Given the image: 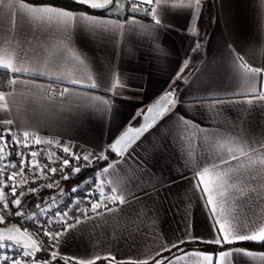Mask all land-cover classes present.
I'll return each instance as SVG.
<instances>
[{"label": "snow or ice", "instance_id": "snow-or-ice-1", "mask_svg": "<svg viewBox=\"0 0 264 264\" xmlns=\"http://www.w3.org/2000/svg\"><path fill=\"white\" fill-rule=\"evenodd\" d=\"M73 2L77 5L75 9L57 6L56 0H0V11L5 8L14 11L33 26L32 40H29L23 35L21 25L10 20L9 29L15 25L17 34L12 30L4 32L9 39L5 40L4 47H0V72L6 77V84L0 86V264H55L57 261L63 264H97L101 260L106 264H187L193 258L195 264H239V258L264 264V251L239 246L241 242L264 246V126L255 134L246 126L240 127L245 124L244 113L251 115L254 110H260L264 118V64L252 66L229 44L231 89L197 95L193 99L200 103L189 105L185 97L177 96V85L136 113L135 118L141 121L139 126L129 124L106 146L80 155L69 143L56 141V146L65 154L57 156L52 148L37 147L53 145V140L42 138L36 129H22L13 118L17 87L30 84L45 98L53 100L76 97L79 107L92 100L108 105L110 101L93 93L115 94L116 89L124 85L119 78L114 79L111 72L95 77L83 74L90 62L73 44L74 32L86 29L115 37L138 25L137 16H151L156 25L163 26L162 13L166 16L169 10L179 9L192 10L189 14L194 15L202 0ZM57 36L60 37L59 46L49 47V38L56 39ZM33 41H36L35 45ZM200 47L197 41L193 51ZM12 48L14 51L9 50ZM187 66L185 61L177 79ZM38 79H45L48 83L37 84L35 80ZM241 88L243 90H237ZM192 111L196 116L191 114ZM197 116L204 119L197 121ZM221 117L222 127L217 128L213 135L222 130L235 137L229 140L231 146L227 147L226 154H215L211 145H201L203 151L199 156L181 157L184 163L180 165L179 179L188 182L206 210L208 236H194L187 231L190 226H186L182 236L169 237L154 254L148 256L137 254L118 259L109 251L81 258L61 253V237L71 229L112 213L125 212V205L148 195L143 189L138 195L127 184L109 178L116 174L120 162L128 160H136V172L145 170L146 166L136 159V148L143 143L147 133L166 118L175 119L174 128L181 123H195L198 130L207 131L210 125L205 120ZM110 158L112 162L76 187L67 190L60 186L61 181H67L94 163L107 162ZM57 162L59 167L54 166ZM26 171L31 173V179ZM148 174L153 175L151 172ZM174 183L175 179L170 182ZM30 184L35 186L29 187ZM45 189H59L61 199L58 201L57 195L41 196ZM31 194H36L39 199L28 215L24 198ZM14 218H26L34 227L30 230L23 222L8 226L6 221ZM41 236L47 238L46 243L39 239ZM190 243L211 247L191 250L183 247ZM8 249L15 250V254H9ZM42 252L47 253V258L38 256Z\"/></svg>", "mask_w": 264, "mask_h": 264}, {"label": "crops", "instance_id": "crops-1", "mask_svg": "<svg viewBox=\"0 0 264 264\" xmlns=\"http://www.w3.org/2000/svg\"><path fill=\"white\" fill-rule=\"evenodd\" d=\"M191 11L169 10L166 16L162 13L163 26L156 25L151 16H137L138 25L115 37L86 29L75 31L72 42L90 62L83 74L95 77L111 72L124 87L117 88L115 94L93 93L110 101L108 105L92 100L79 107L76 97L53 100L45 98L30 84L19 85L13 118L22 129H36L42 138L53 140V145L56 141L60 144L67 142L84 154L106 146L129 124L136 126L139 123L136 113L177 85V96L185 97L189 105L200 103L193 99L197 95L231 89L229 44L252 66L264 64V0H202L194 15L189 14ZM10 20L17 21L23 35L32 40L33 26L5 8L0 11V47H4L5 40L9 39L4 32L12 30L17 34L15 25L9 29ZM197 41L201 47L193 51ZM35 43L33 41V45ZM59 44V36L49 38L47 42L49 47H58ZM9 50L14 51V48ZM185 61L188 66L177 79ZM35 83L47 84L48 81L38 79ZM191 114L196 116L194 111ZM242 118L245 124L240 127L246 126L253 134L259 133L264 126L260 110H254L251 115L244 113ZM196 119L204 118L197 116ZM221 121L222 117L205 120L210 127L207 131H200L195 123H181L174 128L175 119L166 118L147 133L143 143L136 148V159L146 166L145 170L136 172V160H128L120 162L116 174L109 178L127 184L138 195L142 189L148 195L125 205V212L112 213L71 229L61 237V253L81 258L109 251L118 259L137 254L148 256L154 254L169 237L182 236L186 226H190L187 231L194 236H208L206 210L188 182L179 179L180 165L184 163L181 157L199 156L203 151L201 145H211L215 154H226L227 147L231 146L229 140L235 137L222 130L213 135L217 128L222 127ZM109 162H112L111 158L101 162L98 170ZM149 172L153 175L149 176ZM173 179L176 183L170 184ZM183 247L191 250L211 246L190 243ZM97 263L106 264L103 260ZM187 264H195V259H190ZM239 264L261 262L239 258Z\"/></svg>", "mask_w": 264, "mask_h": 264}, {"label": "built area", "instance_id": "built-area-1", "mask_svg": "<svg viewBox=\"0 0 264 264\" xmlns=\"http://www.w3.org/2000/svg\"><path fill=\"white\" fill-rule=\"evenodd\" d=\"M54 87H59V86H54ZM37 147H44V148H52V150H54L55 152H56V155L57 156H65V154L62 152V150H60V148L59 147H57L56 145H44V146H37ZM72 149H73V151H76V152H78L80 155H83V153H80L79 151H77L76 149H74L73 147H72ZM66 158V157H65ZM101 162H105V161H100L99 163H98V165L101 163ZM81 163H83L82 161H81ZM95 165V163L93 164V165H91L90 167H93ZM54 166H56V167H59V162H57V164L56 165H54ZM66 171H68L67 169H66ZM96 171H98V168L96 169ZM96 171L94 172V173H92V175H90V176H88V177H86V178H91V177H93V176H95V174H96ZM26 175L28 176V178L29 179H31V173L30 172H27L26 171ZM74 176H72L69 180H67V181H61V187H64V189H67V190H70L72 187H76L78 184H81L82 182H83V180L84 179H86V178H84L82 181H80V182H76V183H73V182H71L69 185H68V183L71 181V179L73 178ZM42 183H45L44 181H41ZM29 187H32V186H35V185H28ZM57 190H59V189H55L54 190V192L55 191H57ZM45 192H47V191H50V190H47V189H45L44 190ZM51 191H53V190H51ZM31 195H33V194H31ZM27 196H30V195H26V197ZM25 197V198H26ZM57 198H58V201L61 199L60 197H59V195L57 196ZM81 207H84V205H81ZM33 210V209H32ZM32 210H26V213L28 214V215H30L31 214V211ZM9 221H17V222H23L24 224H25V226L26 227H29L30 228V230H31V228L32 227H34V225H33V223L31 222V221H28L26 218H14V219H10V220H8L7 222H9ZM58 227V226H57ZM39 239L41 240V241H43V242H47V238H45V237H39ZM8 253L9 254H15V250H13V249H8ZM41 257V256H40ZM42 259H44V258H47V253H44V257H41ZM55 264H58V263H56L55 262ZM62 264V263H61Z\"/></svg>", "mask_w": 264, "mask_h": 264}, {"label": "trees", "instance_id": "trees-1", "mask_svg": "<svg viewBox=\"0 0 264 264\" xmlns=\"http://www.w3.org/2000/svg\"><path fill=\"white\" fill-rule=\"evenodd\" d=\"M56 4L57 5H60V6H63V7H66V8H69V9H75V8H77V5L73 2V0H56ZM6 84V77H5V75L2 73V72H0V86H3V85H5ZM98 164H95L93 167H87V168H85L81 173H79V174H77V175H75L72 179H71V181L68 183V185L71 183V182H73V183H76V182H80V181H82L84 178H86V177H88V176H90V175H92V173H94L95 171H96V169L98 168ZM45 192V191H44ZM45 194V195H44ZM43 195L42 194H40V195H42V196H47L49 193H44ZM31 196V195H30ZM27 197H29V196H27ZM26 197V205H28L29 204V200H28V198ZM32 198H34V199H39V196H37V195H35L34 197H32ZM31 204V203H30ZM29 207V208H28ZM27 209L28 210H32L33 209V206H31V205H29V206H27ZM239 246H242V247H248V248H252V249H264V246H261V245H259V244H256V243H254V242H241V244L239 245ZM103 262H105V261H103ZM56 263H58V264H61V261H57ZM100 263H102V262H100ZM99 263V264H100ZM63 264V263H62ZM98 264V263H97Z\"/></svg>", "mask_w": 264, "mask_h": 264}, {"label": "water", "instance_id": "water-1", "mask_svg": "<svg viewBox=\"0 0 264 264\" xmlns=\"http://www.w3.org/2000/svg\"><path fill=\"white\" fill-rule=\"evenodd\" d=\"M127 14V13H126ZM141 123V121L139 120V123L136 125V126H139V124ZM135 127V126H134ZM126 130V129H125ZM119 135V134H118ZM62 188H64V187H62ZM52 195H59V190H57V191H53L52 193H50V194H48L47 196H45V197H50V196H52ZM16 223H18L17 221H9V222H7V225L8 226H11L12 224H16ZM38 256H41V257H44V253L42 252V253H38ZM61 263H63L62 261H61Z\"/></svg>", "mask_w": 264, "mask_h": 264}, {"label": "rangeland", "instance_id": "rangeland-1", "mask_svg": "<svg viewBox=\"0 0 264 264\" xmlns=\"http://www.w3.org/2000/svg\"><path fill=\"white\" fill-rule=\"evenodd\" d=\"M53 191H54V190H53ZM53 191H51V190H50V191H47V192H44V191H43L41 194H42V195H43L44 193H49V194H50V193H52ZM35 195H36V194H33V195L27 197L28 200H29V199H30V200L28 201V202H29L28 205H26V203H25V210H28V209H27V206H29V205L34 206V204L36 203V201H37L38 199H34V198H32V197H34ZM42 195H41V196H42ZM44 195H45V194H44ZM24 199H25V201H26V198H24ZM30 203H31V204H30ZM28 208H29V207H28ZM6 223H7V221H6Z\"/></svg>", "mask_w": 264, "mask_h": 264}]
</instances>
